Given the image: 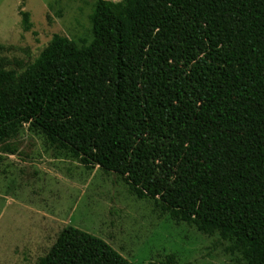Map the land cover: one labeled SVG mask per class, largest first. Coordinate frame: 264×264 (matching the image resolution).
Instances as JSON below:
<instances>
[{
    "label": "trees",
    "instance_id": "1",
    "mask_svg": "<svg viewBox=\"0 0 264 264\" xmlns=\"http://www.w3.org/2000/svg\"><path fill=\"white\" fill-rule=\"evenodd\" d=\"M90 25V43L54 35L21 74L0 61V152L27 126L264 264V0H96ZM36 264L133 263L67 227Z\"/></svg>",
    "mask_w": 264,
    "mask_h": 264
},
{
    "label": "rangeland",
    "instance_id": "2",
    "mask_svg": "<svg viewBox=\"0 0 264 264\" xmlns=\"http://www.w3.org/2000/svg\"><path fill=\"white\" fill-rule=\"evenodd\" d=\"M95 2L0 0L1 64L21 74L54 35L90 43ZM13 145L12 154L0 152V264H36L67 227L101 239L133 264H245L217 235L158 218L153 203L136 200L117 176L86 170L52 150L40 132L23 126Z\"/></svg>",
    "mask_w": 264,
    "mask_h": 264
}]
</instances>
